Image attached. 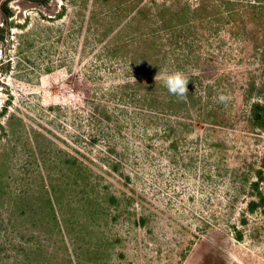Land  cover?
I'll list each match as a JSON object with an SVG mask.
<instances>
[{
	"label": "rangeland",
	"instance_id": "obj_1",
	"mask_svg": "<svg viewBox=\"0 0 264 264\" xmlns=\"http://www.w3.org/2000/svg\"><path fill=\"white\" fill-rule=\"evenodd\" d=\"M199 1H11L0 264H264V131L249 120L264 100V9L229 23ZM148 44L162 62L134 65ZM177 71L194 75L186 104L162 80L149 100L140 81Z\"/></svg>",
	"mask_w": 264,
	"mask_h": 264
},
{
	"label": "trees",
	"instance_id": "obj_2",
	"mask_svg": "<svg viewBox=\"0 0 264 264\" xmlns=\"http://www.w3.org/2000/svg\"><path fill=\"white\" fill-rule=\"evenodd\" d=\"M11 1L12 0L0 1V13H2V15L4 17L3 19H1V22H0V39H2V40L5 38V32H6L7 28H10L9 21H10L11 17L15 14V8L11 4ZM31 1L36 2L38 4L46 5V4H48V2L50 0H31ZM205 1L206 0H200L199 2H197L194 9H196L198 11V10H201V8H203L204 12H208V8H210V7L216 8L217 10L220 11L221 14H226L229 17V23H233V21L238 19V18H236V16H238L241 13V9H240L241 7L258 8V5H260L259 8L264 9V0H250L249 2L242 1V0H220L219 2L208 0L210 2L206 1V3H205ZM245 12H247L249 15H253V13L248 11L247 9H245ZM204 19H206V16L204 17ZM136 52L137 53L134 52L132 54V56L129 57V59L131 60V62L134 65H137V64H140V65L144 64L145 65V64H147V67H148V63H146V62H147V60H149L152 62V64L149 65L148 69L149 68L151 69L152 67H154L158 63L162 62L161 54L157 50L154 51L153 47L152 46L150 47V44L143 47L141 52H140V47H139L138 51H136ZM162 56H163V58H165L164 53H162ZM202 71H204V68L202 69ZM190 75L192 76L193 74H190ZM191 76H189V78H191ZM204 78L205 77L202 76L201 82H203L205 80ZM160 80H162V78L159 79L156 77H153V78L147 77V78H145L144 82L140 81V84L141 83L145 84L148 89L149 88L152 89V93H151L152 97L148 98V99L153 101L154 103H158L160 100V98L158 96H154V95H156V93L153 90L154 89L153 87H156V84H158V82ZM132 83L133 82L131 80L123 81V83L119 84V91H121V93L123 94V91H125V90H127V88L131 87ZM188 93H191V91L188 90ZM200 93H202V92H200ZM156 97H158L159 100ZM183 98H182V100H183ZM182 103L185 105L186 101L183 100ZM249 120L251 123L256 124L257 126H259L264 131V100L256 101L253 103L252 114L250 115ZM170 133H168V135H170ZM167 145H168L167 149H170V148L177 149V141H175V140H168ZM70 157L71 158L67 159L68 163H70L71 165L79 163L80 172H79V170H77V172H75L76 175L81 176L83 181H84V184L89 185L91 190L97 189L98 187L94 183V180L90 176L89 177L86 176L87 172L81 171V170H83L82 166H85L84 163L79 161L73 155H71ZM117 166H118V164L115 165L114 167H117ZM259 173H260V171H259ZM258 181L259 180L252 181L251 187L257 189L258 184H259ZM50 183L52 184V186H55V184H56L55 182L53 183V181ZM51 184H50V186H51ZM77 186H80L85 191L87 189V187L81 183L80 184L77 183ZM46 190H47V192L45 194L47 195V201L51 202V208L54 209L56 212L55 207L52 205V202H54V201H52V196H53L54 192H51V189H49L48 187ZM58 190H59L58 188L54 187L56 197H59L58 196ZM91 198H94V197L91 196ZM112 198H114V197H112ZM260 199H264V196L260 195ZM250 203L254 206V204H256V200L253 199ZM51 214L54 215L53 210L51 211ZM54 219L56 220L55 216H54Z\"/></svg>",
	"mask_w": 264,
	"mask_h": 264
},
{
	"label": "clouds",
	"instance_id": "obj_3",
	"mask_svg": "<svg viewBox=\"0 0 264 264\" xmlns=\"http://www.w3.org/2000/svg\"><path fill=\"white\" fill-rule=\"evenodd\" d=\"M188 81L189 78L179 71L168 73L162 78V84L167 91L179 98H183L187 94ZM218 99L220 102H224L227 97L221 94Z\"/></svg>",
	"mask_w": 264,
	"mask_h": 264
}]
</instances>
